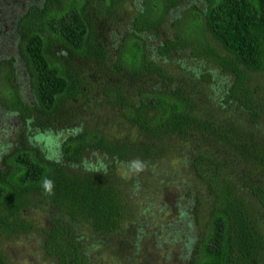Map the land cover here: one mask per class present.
<instances>
[{"label":"trees","instance_id":"16d2710c","mask_svg":"<svg viewBox=\"0 0 264 264\" xmlns=\"http://www.w3.org/2000/svg\"><path fill=\"white\" fill-rule=\"evenodd\" d=\"M121 1L42 0L19 12L31 97L14 81V60L0 61V106L20 120L0 153V234L31 229L27 208L38 207L46 215L42 251L53 264H98L90 237L105 245L123 237L137 191L115 161L150 162L181 146L203 189L202 196L198 185L187 190L191 211L203 222L196 223L182 264H264V136L255 131L263 101L250 82L251 71L264 72V0H206L194 11L197 18L189 12L188 26L180 28L184 20L177 17L174 34L157 43L162 57L191 45L229 75L209 96L208 72L184 67L186 74H175L149 52L141 33L156 29L181 0H142L131 27L110 47L97 25ZM97 86L134 132L79 125L59 139L56 155L47 152L34 138L38 127L80 120L73 100ZM231 103L247 116L235 118ZM89 146L110 158L84 162ZM44 178L54 182L50 194ZM0 264H10L1 249Z\"/></svg>","mask_w":264,"mask_h":264},{"label":"rangeland","instance_id":"374dc122","mask_svg":"<svg viewBox=\"0 0 264 264\" xmlns=\"http://www.w3.org/2000/svg\"><path fill=\"white\" fill-rule=\"evenodd\" d=\"M40 1L42 0H0V61L5 62L7 58L14 60L13 78L25 99L31 97V87L18 45L16 18L28 3ZM205 3L206 0H181L169 7L163 22L156 29L143 30L141 33L147 42L149 52L175 74H186L185 68L188 67L208 72L211 79L203 80V83L209 96L212 93L211 87L219 91L229 78V75L219 69L211 59L192 51L191 45L174 47L163 57L155 51L157 43L166 36H172L179 27L176 23L177 17L184 20L180 28H185L188 26L189 12L191 11V14L201 9ZM142 5V0H122L112 17L106 16L99 20L97 27L107 45L113 47L117 44L122 34L131 27L133 14ZM194 15L197 18L195 12ZM74 60L77 62L79 59L75 56ZM263 73V70H256L251 71L250 75V82L263 101V117L257 120L258 126L255 130L262 137ZM93 88L94 90L73 100V104L82 109L80 120L76 121L77 119L73 117L69 123L55 122L45 129L38 127L34 138L47 152L56 155L54 149H57L59 139L79 125L87 127L96 125L112 134L123 132L128 135L134 132L135 128L127 121H120L121 116L106 101L101 88L99 86ZM69 105L72 106L70 103ZM229 108L232 111L230 113L237 119L247 116L245 112L242 115L234 103H231ZM19 129L20 120L17 119L16 113H11L0 106V153L11 146L12 138L17 135ZM50 137L53 141L49 142ZM185 156L186 151L180 146L172 147L150 162L115 161V169L124 171L126 177L131 179L128 186L134 187L137 191L134 201L130 204L123 237L115 238L108 245L97 241L96 237H90L93 240L89 243L92 242L93 245L96 241L92 249L98 264H182L185 253L190 249L192 241L190 237L196 230V223L203 222L200 218L202 214H199L196 221L191 211L193 197L187 190L193 187L197 189L199 186L197 190L201 189L199 194L202 196L203 189L191 173L188 158L185 159ZM106 157L109 155L92 146L86 147L82 152V159L86 163L96 164L104 161ZM26 216L32 220L34 226L10 235L0 234V249L10 264H53V259L45 256L42 251L39 226L46 221L44 211L38 207H28ZM91 232L93 235V230Z\"/></svg>","mask_w":264,"mask_h":264},{"label":"clouds","instance_id":"9594fccd","mask_svg":"<svg viewBox=\"0 0 264 264\" xmlns=\"http://www.w3.org/2000/svg\"><path fill=\"white\" fill-rule=\"evenodd\" d=\"M53 186H54V182L51 179L44 178V180L42 182V187L44 188V190L47 193H49V194L51 193Z\"/></svg>","mask_w":264,"mask_h":264}]
</instances>
